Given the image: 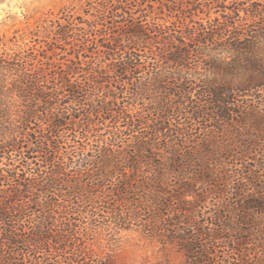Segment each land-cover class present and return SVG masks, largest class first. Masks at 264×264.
<instances>
[{"label": "trees", "instance_id": "16d2710c", "mask_svg": "<svg viewBox=\"0 0 264 264\" xmlns=\"http://www.w3.org/2000/svg\"><path fill=\"white\" fill-rule=\"evenodd\" d=\"M144 2L60 26L65 63L0 52V264H119L94 246L123 231L264 264V0Z\"/></svg>", "mask_w": 264, "mask_h": 264}, {"label": "rangeland", "instance_id": "374dc122", "mask_svg": "<svg viewBox=\"0 0 264 264\" xmlns=\"http://www.w3.org/2000/svg\"><path fill=\"white\" fill-rule=\"evenodd\" d=\"M162 1L167 3L168 9L159 12L164 13L161 16L169 18V14L175 15L176 12L171 13V9H186L189 0ZM99 2L101 0H13L11 5L8 2L2 3L0 5V52H16L17 50L35 48L52 54L54 50L58 54L55 62L65 63V57L62 56H67L69 51L73 49L64 39H58L57 33L60 26H67L73 22L75 32L81 34L82 29L87 27L86 24L82 23L83 20L94 19L93 15L97 13L93 8L97 7ZM135 4L133 3V5ZM148 4L149 6L154 5L158 9V0L154 2L153 0H145L144 2L147 15L154 17V11L147 7ZM129 7L136 9L134 6ZM202 16L205 17L203 14ZM65 28H63V32ZM123 40L128 41L126 37ZM247 99L257 106L261 105V98L248 97ZM71 141L69 138L70 144ZM259 143L262 148L259 158L261 164H264V141L261 140ZM255 163L256 161L252 157L245 164L248 168H253ZM2 166L4 167V164ZM263 168H261L260 173L261 182H258L261 186L264 184ZM244 182H249V180L245 179ZM235 183L237 184V180ZM252 190L254 191V188ZM94 249L96 254L110 255L119 264H154L160 261L182 264L184 259L180 253L174 251L166 253L158 244L135 231H123L121 234L113 232L112 235L105 232L97 240Z\"/></svg>", "mask_w": 264, "mask_h": 264}, {"label": "bare ground", "instance_id": "6f19581e", "mask_svg": "<svg viewBox=\"0 0 264 264\" xmlns=\"http://www.w3.org/2000/svg\"><path fill=\"white\" fill-rule=\"evenodd\" d=\"M13 0H0V5L4 2H8L10 5L12 4ZM5 4V3H4Z\"/></svg>", "mask_w": 264, "mask_h": 264}]
</instances>
